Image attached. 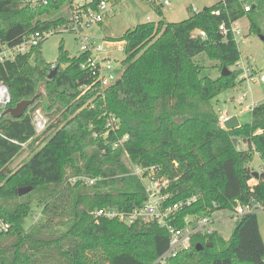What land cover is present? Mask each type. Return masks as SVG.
Here are the masks:
<instances>
[{"label": "trees", "instance_id": "trees-1", "mask_svg": "<svg viewBox=\"0 0 264 264\" xmlns=\"http://www.w3.org/2000/svg\"><path fill=\"white\" fill-rule=\"evenodd\" d=\"M99 1L84 6L96 7ZM226 1L192 11L178 22L162 18L138 23L121 38L110 39L123 42L126 57L121 77L103 91L92 72L82 68L88 52L72 57L61 45L52 79L53 63L41 51L44 40L0 61V81L11 96L7 107L36 98L18 118L0 109V219L11 224L0 235V264H153L170 243L169 231L156 219L127 224L94 213L104 207L143 206L145 186L132 174L134 165L161 167L159 175L170 183L167 203L197 198L179 211L180 219L173 222L179 227L187 214L231 212L252 197L264 205V167L258 178L250 167L255 152L264 161V102L252 108L250 122L234 129L223 126L213 102L236 86L241 72L235 68L239 45L219 25L246 13L240 0ZM154 5L161 11V5ZM62 7L68 12L51 16ZM73 7V0L36 5L0 0V51L34 32L70 22ZM216 8L220 15L212 13ZM196 29L207 37L193 36ZM250 29L262 33L255 22ZM202 52L223 69L234 70L227 75L222 70L217 77L204 74L205 66L196 59ZM38 107L49 116L41 134L33 122ZM105 111L119 118L117 134L105 135ZM125 134L124 146L113 148ZM240 137L247 144L244 149L234 143ZM27 148L33 154L12 167ZM78 174L100 180L93 185L68 182ZM23 187L31 190L21 196ZM39 207L42 217L26 226ZM227 223L219 222L209 235L196 233L191 246L167 264H264L257 213L236 221L229 238L222 235ZM209 242L213 245L206 246ZM197 244L205 247L198 250Z\"/></svg>", "mask_w": 264, "mask_h": 264}, {"label": "built area", "instance_id": "built-area-1", "mask_svg": "<svg viewBox=\"0 0 264 264\" xmlns=\"http://www.w3.org/2000/svg\"><path fill=\"white\" fill-rule=\"evenodd\" d=\"M28 3L33 5L39 3H48L51 0H27ZM156 5H169L171 0H150ZM90 2V1H89ZM222 5H226V0H220ZM245 13L252 12L254 6L248 4V0H240ZM84 4H74L69 24H64L62 27L56 29H49L46 31H37L31 34L29 37H25L24 40L13 46H5L0 51V61L13 59L19 53L28 52L34 45H38L41 41L49 37L50 35L60 31H70L77 33L82 39V32L86 27L91 24H101L105 20V16L112 13L115 9V2L112 0H100L96 7H85ZM194 12H200L198 8L192 5ZM215 15L221 14V9L216 8L212 10ZM148 21H152L148 18ZM240 19L227 24L225 21L219 25L221 33L225 36L232 34L234 41L239 45L244 42L246 33L243 26L239 23ZM193 36L206 38L207 34L204 30L196 29L192 32ZM82 53L88 52L86 61L82 64V68L89 70L95 76L99 88L101 91L105 90L109 86L115 84L122 74V62L117 67V61L111 57V55L102 56L100 52L105 51L102 45L95 46V41L91 39L89 35L82 39ZM96 50V54H94ZM235 68L241 71L240 78L251 79L253 81L260 82L264 80V76L261 78L253 77L254 74L247 65L244 59H240L236 62ZM11 96L10 91L5 83L0 81V109L4 110L10 103ZM244 98L239 99V103H243ZM253 106H247L253 108ZM95 106L94 103L90 107ZM106 116V132L105 135L109 136L111 133L117 134L120 128L119 118L109 111H105ZM1 116V113H0ZM225 117L221 118L222 124L225 121ZM48 118L42 113L40 108H37L33 113V122L36 132L41 134L45 131ZM97 135V134H95ZM129 135L125 134L118 137L113 142V148H122L124 143L128 140ZM26 146L25 143H22ZM128 156V153H126ZM161 167L159 166H145L134 165L132 167V174L139 176L145 186L146 200L143 206L134 208L132 210L120 209L117 207H104L94 211L98 217L116 219L127 224H132L138 220L149 221L157 220L158 223L166 228L170 234V243L168 249L153 263V264H167V260L171 257H175L180 251L187 249L191 246L193 236L198 232H203L207 235L212 234L217 227V223L229 220L233 218L238 221L242 216L257 213L260 209L264 208V205L255 197L250 198L247 202H238L234 210L231 211L230 216L216 215L215 212L209 214H187L183 219V226L179 227L176 223H173L180 219L179 211L188 205H191L197 198L195 196L189 197L173 203H167L170 198L169 179L164 175H159ZM100 178L91 177L84 174L71 175L68 178V182L72 184L83 183L86 185H93L97 183ZM33 221L37 222L42 217V208H36L31 214ZM182 220V218H181ZM11 224L5 219H0V235L9 232Z\"/></svg>", "mask_w": 264, "mask_h": 264}, {"label": "rangeland", "instance_id": "rangeland-1", "mask_svg": "<svg viewBox=\"0 0 264 264\" xmlns=\"http://www.w3.org/2000/svg\"><path fill=\"white\" fill-rule=\"evenodd\" d=\"M74 4H84L90 0H73ZM113 1V0H112ZM220 0H171L169 5L161 7V11L157 10L154 3L150 0H120L115 3V9L112 13L105 16V20L101 24H91L86 27L82 32L83 36L89 35L93 41H95V46L98 47L102 45L105 51L100 52L102 56L111 55L117 63L116 66H120L126 53L123 50V42L115 41L112 42L109 39H119L123 34L129 29L136 26L138 23L148 21V18H152L153 21H158L159 19H165L166 21L178 22L187 18L193 11V6H196L199 11L203 10L205 7L216 4ZM114 2V1H113ZM248 4L255 5L252 12L245 14L240 18L239 23L243 26L246 33V37L243 43L239 44V50L241 52V58L247 62L253 72L255 78H261L264 76V0H248ZM190 8V9H189ZM58 12L67 13L68 8L62 7L59 11L54 12L51 16H56ZM69 13H72V11ZM50 16V15H49ZM252 22L257 23L262 29V33H257L250 29ZM67 25L69 24L66 23ZM64 25V24H63ZM58 26L56 29L62 27ZM58 31V30H57ZM55 32L50 35L41 44L42 55L46 61L53 63L52 69L56 67L54 62L57 61L59 55V48L63 45L70 56H78L81 54L82 49V39L77 33L70 31H60ZM96 54V50H94ZM196 59L204 68V74L211 77H217L223 70L220 67L218 61L211 60L205 52L200 53ZM234 67H230V70H234ZM239 70V69H237ZM53 71V70H52ZM240 72V71H239ZM241 75V72L238 74ZM238 76L237 84L231 89H227L221 92L217 97L214 98L213 102L216 110L220 115L222 114H235L239 117L241 123H247L251 121L252 108L245 110V106L259 105L264 102V80L257 82L251 79H245L242 81ZM45 91V82L40 85V92ZM244 98L243 103H239V99ZM34 104V103H33ZM254 105V106H255ZM42 113L46 115L49 120V116L42 107ZM50 135L48 136V138ZM40 146V145H39ZM35 146L34 149L39 147ZM246 143L243 138L238 139V147L244 149ZM33 154L30 148H27L24 154L13 163L12 167L22 162L24 159L29 158ZM250 167L257 172H260L264 167V161L258 152H255L254 158L250 163ZM36 210V208H34ZM222 216H230L231 212L228 210H222L220 212ZM258 221L260 226L261 234L264 238V208L257 212ZM33 217L30 215L26 220V226L33 223ZM235 220L230 218L225 228L222 230V235L225 238H229L234 227Z\"/></svg>", "mask_w": 264, "mask_h": 264}, {"label": "water", "instance_id": "water-1", "mask_svg": "<svg viewBox=\"0 0 264 264\" xmlns=\"http://www.w3.org/2000/svg\"><path fill=\"white\" fill-rule=\"evenodd\" d=\"M262 38L264 39V36H262ZM57 69H54L53 71H51V73L49 74L48 78L52 79L56 73ZM231 70L228 69L227 67H224L222 74L223 75H227L230 74ZM35 97L30 99V100H22L20 102L17 103V105L15 107H6L4 109V113L5 114H11L13 117L18 118L20 116H22L26 109L34 103L35 101ZM223 126L227 129H234V128H238L241 126L240 121L238 119V116L233 115L228 117L224 123ZM234 143L237 144L238 143V138H234ZM253 175L258 178V176L260 175V172L254 171ZM31 190V187H23L19 190V194L22 196L24 194H26L27 192H29ZM213 243L209 242L206 244V246H212ZM205 246L203 244H197L196 248L198 250L203 249Z\"/></svg>", "mask_w": 264, "mask_h": 264}, {"label": "crops", "instance_id": "crops-1", "mask_svg": "<svg viewBox=\"0 0 264 264\" xmlns=\"http://www.w3.org/2000/svg\"><path fill=\"white\" fill-rule=\"evenodd\" d=\"M205 8H206V7H205ZM150 18H151V17H150ZM151 19H152V18H151ZM109 40H110V39H109ZM112 42H115V41H112ZM244 109H245V110H248V109H250V108H248L247 106H245ZM233 115H235V114H230V113H229V114H222V115H220V117L222 118V117L224 116V117L227 119L228 117L233 116ZM226 119H225V120H226ZM238 119H239V117H238ZM239 121H240V119H239ZM240 124L242 125L243 123L240 122ZM246 145H247V144H246ZM246 147H247V146H246ZM217 224H218V223H217Z\"/></svg>", "mask_w": 264, "mask_h": 264}]
</instances>
